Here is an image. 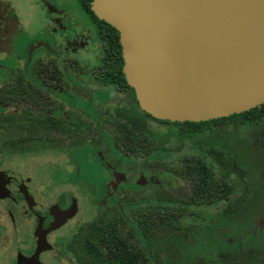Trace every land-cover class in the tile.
I'll return each mask as SVG.
<instances>
[{"label": "flooded vegetation", "instance_id": "obj_1", "mask_svg": "<svg viewBox=\"0 0 264 264\" xmlns=\"http://www.w3.org/2000/svg\"><path fill=\"white\" fill-rule=\"evenodd\" d=\"M91 2L89 10L93 12ZM74 4L86 12L81 11V18L90 20L102 44L103 55L98 65H80L71 56L60 58L45 42L32 45L22 65H7L0 59V75L3 74L0 76V135L31 134L50 138L49 144L41 148L0 144V264H199L193 225L162 229L158 257H151L150 246L143 245L139 233L143 230L149 240L150 232L144 229L149 226L151 208L157 204L152 200L156 199L162 201L165 214L166 206L178 209L172 201L191 200L193 209L214 213L233 201L236 202L233 208L238 207L243 215L255 210L254 222H258L255 232L264 233V204L258 202L257 179L242 177L239 185L231 187L227 178L219 177L218 164L211 163L219 161L215 158V149L222 151L225 168L226 160L244 150L246 143L241 131L229 125L225 131L221 123L206 125L203 129H192L187 124L222 117L172 121L155 118L144 111L127 81H118L114 76L112 80L107 79V57L97 22L82 0ZM19 19L18 11L6 0H0V40H9V34L4 33ZM36 45L48 52L34 55ZM1 53L0 57L7 54ZM121 56L123 72L122 48ZM6 67L13 68L15 76H8ZM103 90L108 91L105 100L93 97L94 91ZM14 91L18 95H13ZM66 92L78 96L86 105L91 103L93 111L57 95ZM114 100V106L108 105ZM136 110L145 120L143 132L137 128ZM44 120L46 127L41 122ZM155 122L162 127H155ZM151 130L157 134L151 135ZM136 132L142 135L143 142L151 141L152 149L148 150H152V155L148 152L137 156L133 152ZM122 140L128 144L124 145ZM187 141L186 150L176 144ZM143 148L146 147L143 145ZM78 149H86L87 161H97L105 177L83 176L75 158ZM46 152L53 154L48 161H35ZM232 162L236 164L234 159ZM238 164L241 173H252L244 162ZM189 165L194 169L191 176H188ZM214 165L218 184L230 193L223 191L220 196L218 192L210 198L207 187L214 190L211 178L206 185L204 172L201 175L199 170L205 167L209 171ZM226 165L227 170L231 169L228 162ZM210 173L214 176V172ZM235 196L239 197L235 199ZM167 231L175 234L173 241L167 239ZM176 246L180 252L173 250ZM247 259L264 264V250Z\"/></svg>", "mask_w": 264, "mask_h": 264}, {"label": "water", "instance_id": "obj_2", "mask_svg": "<svg viewBox=\"0 0 264 264\" xmlns=\"http://www.w3.org/2000/svg\"><path fill=\"white\" fill-rule=\"evenodd\" d=\"M123 73L158 119L202 121L264 103V0H92Z\"/></svg>", "mask_w": 264, "mask_h": 264}, {"label": "trees", "instance_id": "obj_3", "mask_svg": "<svg viewBox=\"0 0 264 264\" xmlns=\"http://www.w3.org/2000/svg\"><path fill=\"white\" fill-rule=\"evenodd\" d=\"M86 5L88 11L93 15L97 22V27L99 33L102 36V41L104 42L105 56L107 57L106 69L109 71L107 79L112 80L111 76H114L118 81L126 82L124 74L122 72V56H121V45L119 42V32L116 28L105 22L104 20L98 19L94 13L89 10V0H82ZM119 76L116 77V76ZM26 88L23 89L25 91ZM16 94V91L13 92ZM22 96H25L23 93ZM134 117L138 119V126L143 132V126L145 123L144 117L139 116L138 110L134 114ZM44 127L47 125V121H41ZM214 123H221V128L225 131L228 129V125L236 131H241L243 139H245L246 145L244 150L235 154L230 160L225 161V166L227 168V162L231 165V169L227 170L221 160H223V153L219 149H215V158L219 161L213 160L211 163H217L219 169V177L227 178L229 186L235 187L241 183L242 177L256 178L258 182V188L260 189V194L258 197V202L264 204V104L262 107H255L248 111L233 114L228 117H222L218 119H213L210 121L203 122H187V124L193 128L203 129L206 125L213 126ZM25 126H23L24 128ZM219 129L218 127H215ZM151 135L157 134L155 131L151 130ZM200 133V132H199ZM132 136V135H131ZM135 145L132 147L133 152L138 155H143L149 152V148L152 149V144L150 142H143L142 135L135 133ZM49 136L46 135H31L22 134L21 136H2L0 135V144H12V145H33L39 148L45 147L49 144ZM59 141V139L57 138ZM61 142V141H59ZM122 142L127 145L126 140ZM62 143V142H61ZM143 145L146 147L143 148ZM152 155V150L148 153ZM236 161L234 165L232 160ZM244 162L250 167L252 173H241L239 170L238 162ZM203 170H199L200 174L205 179L206 185L209 178H211L210 184L214 187H207L210 192V198L216 197L218 192H221L220 196L229 194L230 191L226 189L224 185L218 184V176L216 174L217 166H213L209 171L214 172L211 174L208 168L203 167ZM241 168V167H240ZM188 176L194 174V169L189 165ZM191 173V174H190ZM226 185V183L223 182ZM224 189V190H223ZM232 193V192H231ZM239 196H235L237 199ZM220 199L226 201L223 197ZM157 201V204L153 205L151 208L150 223L148 228L146 227L144 231L148 229L150 232V238L146 237L143 230H140L139 236L145 246H150L151 257L159 256V245L162 240L159 238L160 232L164 228H170L175 225H193L195 229L193 230L194 238L197 242V254L199 257V264H262L255 261H250V255L255 254V252L264 250V233L255 232L258 225L257 220L254 222L255 210H251L246 215H243L238 207L233 208L236 202L231 201L230 206H222L217 209L216 212H202L191 207L193 201L185 200L183 202L172 201L176 204L178 209L172 206L167 207V213H162L164 206H162L161 200ZM171 202V201H169ZM206 202V201H205ZM216 202V200H215ZM181 203L182 205H178ZM190 205V207H189ZM262 210V207H259ZM238 209V210H237ZM264 211V210H263ZM187 218V219H186ZM174 233L167 231V239L173 241ZM179 241L175 242L178 243ZM174 243V244H175ZM181 243V242H180ZM179 243V244H180ZM179 247L182 248L181 245ZM178 246L173 248L175 252H180L181 249ZM191 247V245H188ZM206 257H211V260H206Z\"/></svg>", "mask_w": 264, "mask_h": 264}, {"label": "rangeland", "instance_id": "obj_4", "mask_svg": "<svg viewBox=\"0 0 264 264\" xmlns=\"http://www.w3.org/2000/svg\"><path fill=\"white\" fill-rule=\"evenodd\" d=\"M6 1L10 7H14L18 11L21 18L19 22L15 21L14 25L9 27L8 31L4 33L5 35L9 34V40H0V52L7 53L0 57V59L7 63V65H22V63L27 61V57L32 50V45L39 44L40 42L47 43L48 47L54 49L60 58L71 56L80 65L87 66H94L100 63L103 55L102 44L99 42V38L96 36L90 20L88 18L83 20L81 18V11L86 12L78 4L77 6L74 4L76 0ZM81 42L83 45L79 44ZM77 47L76 51L78 52L74 50ZM46 52L48 50L45 47L36 45L33 54L39 56ZM6 71L8 76H15L16 74L11 67H6ZM0 76L2 77L3 74ZM57 95L62 100L76 103L78 107H86L89 112L93 111L91 103L84 104L73 93L66 92ZM93 97H97L101 101L105 100L108 97V91H94ZM115 102L116 100L110 102L108 105L114 106ZM119 102H121L120 98H118ZM122 108L123 106L120 105V110ZM153 124L157 128L162 127L157 122ZM176 144L182 145L183 150H186L185 147L189 142H178ZM86 153V149H78L75 153L78 165L83 170V176L86 178L92 176L105 177L104 169L100 167L97 161H87L85 158ZM29 155L32 156L34 154ZM51 155H53L51 152L43 153L35 161L46 162L50 159ZM25 156L27 155H23V157ZM163 167L165 168L166 166L163 165Z\"/></svg>", "mask_w": 264, "mask_h": 264}]
</instances>
